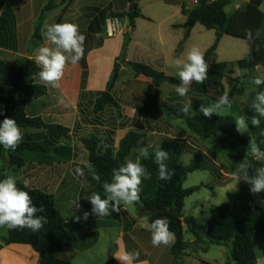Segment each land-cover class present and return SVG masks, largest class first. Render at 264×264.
Masks as SVG:
<instances>
[{
  "label": "trees",
  "instance_id": "obj_1",
  "mask_svg": "<svg viewBox=\"0 0 264 264\" xmlns=\"http://www.w3.org/2000/svg\"><path fill=\"white\" fill-rule=\"evenodd\" d=\"M129 5L128 11L120 17L127 18L130 31L124 35V43L120 56L116 59L110 80L106 90L98 92L93 110L98 113L106 108H116L121 111L120 104L114 98L112 91L119 78V61L128 65L138 76L149 79L156 87L164 83L174 87L180 84V80L167 76L164 72L142 62H127V48L131 42V31L136 27V19L145 18L139 7V0H124ZM67 2L71 6L73 0H49L42 9L32 36V43L42 41V27L49 13ZM233 0H198L194 9L187 12V22L182 26L186 30L184 39L179 44L176 54H179L184 43L189 38L191 30L199 24L207 30L215 31L214 44L204 53V59L208 64L207 79L203 84L193 82L187 96H192L189 106V114L185 115L181 109L185 105L163 104V110L172 118L185 123L188 130L200 139L207 140L216 133L224 135L225 140H231V147L240 145L245 151L249 141H254L264 150V117H258L261 121L259 127L251 125V117L258 115L252 108V102L256 91H263L264 84L260 85L248 99L250 106L246 109L248 128L244 133L236 130L235 118L232 115H217L205 117L199 111L201 104H209V93L217 89H223L227 82L230 101L235 96L243 95L240 88L243 82H248L256 71L260 62V49L264 44V12L261 7L264 0H248L245 7L233 13H227V8ZM66 13V10H63ZM252 29L255 35L259 30L260 37L251 44V52L237 62L238 69H247V74L241 77L227 75L228 64L217 61V50L220 40L224 36L245 40V30ZM246 41V40H245ZM259 49V50H257ZM83 83L87 77V62L82 59ZM39 66L29 58L20 59L15 66L6 64L0 59V122L6 117L15 119L20 129L39 130L37 138L23 141L15 151H5L0 146V163L5 159L10 169H22L27 166V160L22 156L24 152L44 155L50 152H69L66 147H59V142L70 133V129L59 125L46 123L41 117H29L26 107L30 99H40L48 96L49 89L45 85L30 84L29 80L38 76ZM79 108H81L79 106ZM81 114V112H80ZM111 137L108 146L102 144L99 138L82 139V144L88 153V160L93 167L111 180L113 169H117L129 160L133 151L138 147L142 136L135 132H129L120 140L115 148V140ZM168 151L169 159L166 161L168 168L174 172L170 180L158 178L157 165L150 155L140 162L146 168L148 175L142 177L140 185V202L137 208L140 216L148 218L149 223L157 218L166 217L169 220L170 230L174 233L175 242L172 253L175 257L183 254L189 244L184 237V224L195 238L194 244L211 243L227 245L233 264H255L256 252L253 239L257 235H264V208H262L252 192L249 184L243 182L237 191L229 194L228 201L210 209V219L203 222L199 219L185 216L184 207L186 198L200 191L204 186L184 188V183L189 174L198 170L208 171L209 167L202 155L194 154L188 165L183 164L182 155L186 152L187 145L182 139L164 138L161 145L151 147L150 152L157 148ZM250 154V153H249ZM233 158H240L232 154ZM6 168L0 166V180L5 178ZM17 187L28 192L33 198L36 207L43 206L45 211L38 213L47 218V223L38 232L30 229H16L6 231L0 244L2 245H26L31 247L39 255V264H72L73 256L67 252L73 250H85L98 239V233L88 234L82 227L77 233L68 230L62 212L56 204L53 193L44 189L27 186L23 181L16 180ZM184 218V220H182ZM110 262H113L112 257Z\"/></svg>",
  "mask_w": 264,
  "mask_h": 264
},
{
  "label": "rangeland",
  "instance_id": "obj_2",
  "mask_svg": "<svg viewBox=\"0 0 264 264\" xmlns=\"http://www.w3.org/2000/svg\"><path fill=\"white\" fill-rule=\"evenodd\" d=\"M74 1V0H73ZM162 0H141V9L145 13L154 17L155 24L150 25L148 22H139L137 29L131 31L133 39V49L129 54L130 61L142 62L147 60L146 56L148 51L154 48V40L150 37H155L157 32H167L166 25H162L160 21L167 16L168 8L161 2ZM61 0H57L60 4ZM247 0H233V3L227 8V13H232L238 9L245 7ZM92 3V2H90ZM124 0H118L117 9L106 12L103 4H95L91 7L78 8L80 14L74 12L76 17L80 16V28L89 26L92 33H105L106 22L112 17H118L122 23V32L119 35H125L130 31L129 22L120 17L124 10ZM236 4V5H234ZM72 5V4H71ZM61 7V8H60ZM60 11L68 10L67 2L60 6ZM104 8V9H103ZM264 11V4L262 5ZM54 14V13H52ZM50 14V15H52ZM65 14V13H63ZM104 16V18H103ZM48 18V15L46 19ZM103 19V21H102ZM102 21V25L100 23ZM126 23V24H125ZM102 26V28H101ZM102 35L100 37H102ZM107 36V35H106ZM116 38V37H115ZM216 39L215 31L207 30L201 25H197L193 32V40L191 47H198L205 51L211 47ZM168 43L163 46V50L167 51L170 45ZM251 47V44L249 45ZM248 47L245 40L224 36L221 42L220 49L217 53L218 62H226L228 64L226 73L231 77H241L238 74L237 62L244 57V49ZM260 68L251 75L252 77H264V46L261 53ZM106 58L101 59V64L98 68L104 67ZM147 64V63H146ZM128 66V65H127ZM121 61H119V80L116 84L112 94L115 99L120 102H125L128 105H136L139 109L132 117L123 116L120 110L116 108H106L101 112H94L95 96H91L80 104L78 119H66L63 121V126L70 129L68 136L63 137L59 142V147H66L69 152H50L42 155L41 164H38V157L35 154L24 152L22 156L27 160L25 169H10V173L16 177V180L21 178L26 181L30 187L47 190L53 193L56 199V204L62 212L68 230L77 233L82 220L76 222L74 219L75 210L70 205L71 201H79L81 205L80 211L91 212V204L86 199L93 192H98L102 196V184L105 180H109L102 173L94 170L99 174L100 181L93 180L91 175L88 174L87 178L90 182L89 187H81L80 181L76 178L74 169L75 167L82 166L81 162L88 160V153L82 144V139L99 138L104 146H108L111 133L115 140V148L118 143L129 132H135L142 136L138 147L133 151L129 160L135 161L139 155V149L144 146L156 147L161 145L164 138L182 139L187 145L186 152H183L182 162L188 165L192 160L194 154L202 155L205 158L209 170H198L188 175L184 183V188H191L195 186H204L200 191L194 193L185 200L184 213L185 216L193 217L206 222L210 219V209L224 204L228 201L229 194L235 192L243 181H239L236 186V179L232 175L235 170V165L242 161L247 160L251 162L254 167L259 164L251 157L249 153L238 144L231 147V140H225L224 135L221 133L214 134L207 140L200 139L187 129L185 123L181 120L169 117L163 110V104L167 105H189L192 96H179L174 86L164 83L160 87L153 86L149 79L136 75L133 70ZM125 68V69H124ZM250 78V80H251ZM248 82H243L240 88L243 90V95L235 96L232 100L231 109L223 112V115L236 116L243 115L246 117V109L250 106L248 97L254 93L257 88L255 85ZM223 89L210 91L209 104L216 102L219 97L227 94L229 88L227 82H224ZM255 89L254 91H250ZM264 91V87H263ZM121 107V104H120ZM32 130V129H31ZM150 147V148H151ZM238 155V159L233 158L231 155ZM6 164V160H3ZM87 174V169H85ZM252 170L250 169V174ZM51 175L53 178L51 179ZM250 186V185H249ZM235 187V188H234ZM253 194V193H252ZM257 202L264 208V192L253 194ZM121 213L126 217L130 213L134 217L139 218V211L136 204L124 206L121 205ZM96 217L95 215H89ZM89 228V225L86 224ZM85 226V225H83ZM90 228H93L92 226ZM100 228V227H98ZM91 230V229H90ZM6 229L0 228V241L6 234ZM186 240L193 239L192 234L185 226ZM119 228L107 229L102 232L96 246L93 250L87 253L72 251L70 254L76 255L72 264H120L114 255L117 253L118 245L116 240L119 239ZM255 249L258 247L264 251V235H257L254 239ZM30 249V248H29ZM34 253V252H33ZM112 257L113 262H110ZM208 261L211 264H228L232 263L230 256V249L227 245L212 244L207 249L206 253L198 252L196 260Z\"/></svg>",
  "mask_w": 264,
  "mask_h": 264
},
{
  "label": "crops",
  "instance_id": "obj_3",
  "mask_svg": "<svg viewBox=\"0 0 264 264\" xmlns=\"http://www.w3.org/2000/svg\"><path fill=\"white\" fill-rule=\"evenodd\" d=\"M48 2L49 0H0V59H2L6 64L15 66L17 62L23 58L34 60L35 54L39 47L45 45L51 46L46 41L43 32L42 41L37 44L32 43V36L35 30L37 19L42 9L46 4H48ZM161 2H163V4L166 5L169 10L167 16L165 15V17L160 21L162 25H166L167 32H157L155 33V37H153V39H151L152 36L150 37V40H154L155 45L152 51H148L146 56L147 60L142 61V63H147L153 66L157 70L164 72L167 76H172L179 79L177 75L178 70L175 67V61L176 59H186V53L190 50L193 40L194 29L198 25H195V27L191 30L190 36L184 43L182 51L179 54H176L177 48L184 39L186 32V30L182 28V26L187 22V15L184 14L183 10L187 12L191 11L198 4V0H162ZM95 4H103L106 8V12L110 13V10L117 9L116 5L118 4V0H74L65 14H63V11H60L61 7L48 14V18L45 20L42 29L46 23L54 24L71 22L79 25L80 32L86 36L83 59L86 60L88 66L87 77L84 84L82 59L75 66L69 64L65 70L63 79L60 81L61 86L59 89L47 86L49 89L48 96L40 99H30L28 101L26 113L29 117H41L46 123L59 124L63 126V121L66 119L68 120L69 117L71 119H78V115L80 113L79 106L81 103L93 95L96 98V94L98 92H103L106 90L107 83L110 80L114 69L115 61L122 52L124 36L117 35L115 38L109 37L107 34L106 36L105 33H103L102 37L97 39L95 33L91 32L89 26H87L85 29L80 28V25L84 24L85 22L82 21L80 23V16L76 17L74 12L80 14L78 11L80 6L91 7ZM123 4V11L126 13L128 11L129 5L126 3ZM138 4L141 9V0H139ZM141 12L145 18L136 19V27L134 32L136 31L137 24L139 22H148L150 25L156 23V20H153L154 17L145 13L143 9H141ZM123 19L125 20L124 22H127L126 17ZM102 21L100 20L101 25ZM168 39H170L171 42L168 50L164 51L163 46L168 43ZM222 39L219 42L217 53L220 49ZM263 46L259 52L260 61L262 59L261 53ZM133 48V39L131 37V42L127 48L126 54L127 62H132L130 61L129 54ZM200 50L203 53L206 52V50L203 51L202 48ZM102 58H106V60L104 62V67L99 69L98 64H101ZM260 67L261 66L259 62L258 68ZM29 83L45 85L41 82L39 75L32 77L29 80ZM61 99H63L64 103L59 102ZM120 104L121 112L123 116L126 117H132L134 113H137L139 110L136 105H128L125 102H120ZM21 130L23 133L22 142L37 138V135L40 132L36 129ZM35 155H37L39 159L38 164H41L40 161L42 160V155ZM0 166L6 168V173L8 170H10V168L7 166V163L4 164L3 161L0 163ZM23 169L25 168L20 170ZM52 178L53 176L51 175V179ZM17 180H21L26 184V181L21 178ZM26 185L29 186L28 184ZM74 212L76 216L82 217L83 211L78 209ZM127 214L128 215L124 217L120 211L119 213L114 212L112 215L107 217L89 216L86 221L81 219L83 225H85H81V227L88 234L98 233L99 235L95 243L90 245L89 248L82 251H74L87 253L93 250L102 232L106 231L107 229L119 228L118 235L121 242V247L128 252L139 253V257L136 261H134V264H211L208 261L200 259L196 260V254H198V252L206 253L207 249L212 244L206 242L196 245L194 244V237L193 239L186 240L185 224L183 227L184 237L189 246L182 255L175 257L172 253V246L175 242V238L171 245L165 246L162 244L159 247H153L151 243V232L146 227H144L145 224L149 223L148 218L145 216H139V218H137L130 213ZM86 224L89 225V228ZM91 226L93 228H90ZM0 244H2L1 241ZM70 252L72 251L67 252V254L73 256L74 260L76 255L70 254ZM255 252L257 256L260 255L258 249H255ZM0 264H39V255L31 247L26 245H2V248L0 249ZM231 264H233V262Z\"/></svg>",
  "mask_w": 264,
  "mask_h": 264
},
{
  "label": "clouds",
  "instance_id": "obj_4",
  "mask_svg": "<svg viewBox=\"0 0 264 264\" xmlns=\"http://www.w3.org/2000/svg\"><path fill=\"white\" fill-rule=\"evenodd\" d=\"M43 35L49 45L41 46L37 50L34 60L39 66V78L43 84L52 88L59 89L60 81L65 75V70L69 64L75 66L84 57V44L86 36L79 30V25L71 22L45 24L42 29ZM99 39L102 33H96ZM260 37L259 30L255 35L252 29L245 30V40L248 47L244 49V53L251 52L250 44L254 43ZM259 50V49H257ZM175 67L180 84L176 86V93L183 97L187 95L193 82L203 84L207 79L208 64L204 59V53L198 47H192L186 53V59H176ZM238 74H247V69H238ZM250 83L259 88L264 84V77H252ZM252 89L250 91H254ZM64 103L63 99L59 101ZM232 102L227 94L222 95L219 99L211 104H201L199 111L205 117H211L213 114L222 116L223 112L231 109ZM252 108L258 115L251 117V125L253 127L260 126V119L264 117V91H256V95L252 102ZM185 115L189 114V106L185 105L182 109ZM0 115L3 112L0 111ZM236 130L240 133L248 128L246 117L243 115L235 117ZM23 140V133L15 119L5 116L0 122V146L5 151H15ZM151 146H144L139 149L140 157L145 159L151 155L157 165L158 178L160 180H170L174 172L168 168L166 161L169 159L168 151L161 147L150 152ZM246 153H250L251 157L259 164L258 167L247 161L242 160L235 165L232 175L236 179V184L243 181L250 185V191L253 194L264 192V150L254 141H249ZM82 166L74 169L76 178L80 181L81 187H89L90 182L87 175L90 174L93 180L100 181L99 174L94 170L90 162H81ZM87 169V174L85 172ZM250 169L252 170L250 174ZM148 175L146 168L140 162L139 157L126 162L113 169L111 180H105L102 184V196L98 192H93L86 199L91 204V212L84 211L81 216H74L76 222L81 219L87 220L89 215L96 217H107L112 213H119L121 205L125 207L140 202V185L142 177ZM5 178L0 180V228L13 231L16 229H30L33 232L40 231L47 223L44 215H38L45 211L43 206L39 208L33 204L32 196L17 187L16 177L10 173L4 174ZM235 188V187H234ZM70 205L74 209H80L79 201H71ZM151 232V243L153 247L160 245H171L174 241V233L170 230L169 220L157 218L151 223L145 224ZM118 251L114 257L120 261V264H134L139 257L138 252H128L121 247L119 239L116 240ZM260 255L256 257L255 264H264V251L259 247Z\"/></svg>",
  "mask_w": 264,
  "mask_h": 264
},
{
  "label": "built area",
  "instance_id": "obj_5",
  "mask_svg": "<svg viewBox=\"0 0 264 264\" xmlns=\"http://www.w3.org/2000/svg\"><path fill=\"white\" fill-rule=\"evenodd\" d=\"M248 1V0H247ZM106 34L109 37H115L122 32V23L118 17H112L106 22Z\"/></svg>",
  "mask_w": 264,
  "mask_h": 264
},
{
  "label": "water",
  "instance_id": "obj_6",
  "mask_svg": "<svg viewBox=\"0 0 264 264\" xmlns=\"http://www.w3.org/2000/svg\"><path fill=\"white\" fill-rule=\"evenodd\" d=\"M182 220H184V218H182Z\"/></svg>",
  "mask_w": 264,
  "mask_h": 264
}]
</instances>
